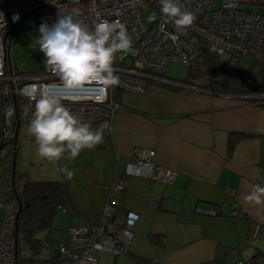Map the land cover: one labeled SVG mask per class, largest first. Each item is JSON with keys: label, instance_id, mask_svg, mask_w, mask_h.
<instances>
[{"label": "crops", "instance_id": "obj_1", "mask_svg": "<svg viewBox=\"0 0 264 264\" xmlns=\"http://www.w3.org/2000/svg\"><path fill=\"white\" fill-rule=\"evenodd\" d=\"M193 81L187 84L199 85ZM147 84L142 95L119 93L122 108L101 144L74 160L67 154L55 162L44 159V169L30 178L67 183L68 213L60 214L67 215L70 227L98 221L110 185L121 174L122 188L112 193L118 206L110 229L133 212L132 239L127 253L102 252L99 264H227L232 257L247 261L264 252V204L244 200L253 185L264 186V101L244 93ZM234 133L243 136L229 156L227 140ZM137 148L154 149L153 161L174 170L175 179L165 183L125 174L128 156ZM63 166L75 172L73 179L58 171ZM232 202L243 217L230 216ZM207 203L219 206L220 214L196 211ZM52 220L49 229H54ZM156 233L160 243L149 242L148 235ZM64 234L60 244L69 239L67 230Z\"/></svg>", "mask_w": 264, "mask_h": 264}, {"label": "built area", "instance_id": "obj_2", "mask_svg": "<svg viewBox=\"0 0 264 264\" xmlns=\"http://www.w3.org/2000/svg\"><path fill=\"white\" fill-rule=\"evenodd\" d=\"M184 10L195 15V20L186 29L177 30L160 11L159 0H0V13L4 26H0V80L3 82L1 93L2 123L0 139L12 142L13 129L4 127L8 116H14V97L24 120H31L35 102L41 94L63 97L62 103L82 121L106 124L105 132L111 129V120L120 108L114 100L116 92L144 94L147 83L153 82L168 86L185 87L195 91L214 92L194 83L180 82L163 74L166 65L176 62L191 66L204 50L220 55L226 53L231 61L241 55L253 58L264 64V0H222L215 5L214 0H178ZM252 6L260 7L254 10ZM153 8L155 19L145 23L142 9ZM79 12V19L90 27L100 19L123 24L132 37L135 54H116L113 67L121 81L119 85L104 87L96 83L78 89H66L59 77L46 66L44 53L43 69L38 73H26L15 65L11 57L12 46L20 40L19 33L27 20L53 24L57 14ZM14 17L18 19L14 20ZM163 25V30L161 29ZM168 34L178 37L176 41L166 38ZM40 49H37L39 54ZM261 92L248 95L251 100L264 101V83ZM234 96V94H229ZM16 101V99H15ZM20 107V109H19ZM10 113V114H9ZM155 150L152 148L135 149L126 162L125 174L144 176L150 180L171 183L176 172L153 161ZM124 175V174H123ZM121 174H116L106 194L98 221L92 225H73L67 228L69 239L60 244L56 251L59 264H99L98 255L108 252L112 255L126 253L132 239L135 223L133 212L125 213L121 224L110 229L112 217L118 206V199L112 195L121 189ZM229 194H232L228 191ZM196 211L206 215L220 214L218 207L208 203L198 205ZM17 200L6 188L5 175L0 161V264H16L18 230L16 229ZM59 213H68L59 207ZM233 219L243 217L236 205L231 203ZM232 257L227 264H244Z\"/></svg>", "mask_w": 264, "mask_h": 264}, {"label": "clouds", "instance_id": "obj_3", "mask_svg": "<svg viewBox=\"0 0 264 264\" xmlns=\"http://www.w3.org/2000/svg\"><path fill=\"white\" fill-rule=\"evenodd\" d=\"M163 16L177 30L186 29L195 15L183 9L178 0H159ZM79 12L63 13L59 10L57 20L39 26V49L44 53L46 66L57 74L62 85L69 90L96 83L104 87L121 83L113 67L116 54H135L132 37L120 23L100 19L89 26L79 19ZM18 17H14V20ZM155 19V17H153ZM0 13V26H4ZM163 30V25H161ZM166 38L176 41L178 37L168 34ZM63 97L46 95L36 99L33 118L28 132L34 136L37 154L48 162L59 161L67 154L74 160L85 149H92L104 140L106 124L93 130L91 123L82 121L63 103ZM10 114V113H9ZM67 180L75 172L67 166L58 169ZM249 204H264V186H252L244 196Z\"/></svg>", "mask_w": 264, "mask_h": 264}, {"label": "trees", "instance_id": "obj_4", "mask_svg": "<svg viewBox=\"0 0 264 264\" xmlns=\"http://www.w3.org/2000/svg\"><path fill=\"white\" fill-rule=\"evenodd\" d=\"M230 61L231 60L229 59V61L223 62L218 58L217 54L204 50L202 54L198 56L195 62L188 67L187 76L183 80H179V79L177 80L174 78L172 79L180 82H188L190 81V79H200L202 81H205L204 84L202 83V88L209 87L210 89H213L214 91L217 90L219 92L225 91V92H233L235 94L244 93L248 95H253L254 93H257L258 89L254 88L255 82L252 79L253 78L252 68L253 66H256V64H259L262 67H264V64L254 60L251 57L248 62L249 65L247 66L248 68L240 67L237 64L238 59L234 62L231 61L233 64H231ZM222 68L223 70L229 68L230 69L229 71H231L232 74L230 76L227 75L225 77L219 78L218 70ZM249 74L250 75L252 74L251 78L248 77ZM169 88L172 89L173 87L169 86ZM118 95L119 93L116 92L115 95L113 96L114 100H116L117 103H119ZM15 99L18 104L19 103L18 97L15 96ZM119 105L121 107L120 103ZM22 120L23 117L19 112V128ZM1 123H2V114L0 113V127H1ZM15 126H16L15 117L13 115L8 116L5 120L4 127H10L14 130ZM242 136H243L242 134H238V133L230 134L229 140H227L229 156L232 154L231 152L234 149L236 140H238ZM3 148L6 149V154L4 156L5 157L9 156L10 158L9 180L7 181L5 177V182L6 184H9V188H11L10 176L12 169V151H13L12 143L3 141L1 150ZM15 166H16V156H15ZM4 175H5V171H4ZM20 180H21L20 187L18 189L15 188V193L18 196L19 199L18 201L20 204V206L18 207L19 214L17 218V223L19 227L25 229V231H20V234L18 236L17 255L19 252L20 241L30 248L37 247L38 243L40 242V238L36 236L35 233L38 231L49 229L50 222L53 216L59 213V207H65L66 202L69 200L68 186L67 183L64 181L31 179L26 172L20 174ZM11 191L12 192H9V194L14 196L12 188ZM208 204L213 207L219 208V206L214 205L212 203H208ZM114 215L111 218L112 221L114 220L113 219ZM120 224H118L117 227ZM28 225L29 227H27ZM148 239H149L148 241L151 243L154 244L160 243L161 234L159 233L149 234ZM118 255H112V256H118ZM257 255L259 256L258 259L256 258ZM257 255H255L251 259H248L247 261H243L245 262L244 264H264V252H260ZM48 261L49 263L59 264V257L57 256V254H55L53 256H50L48 258Z\"/></svg>", "mask_w": 264, "mask_h": 264}, {"label": "rangeland", "instance_id": "obj_5", "mask_svg": "<svg viewBox=\"0 0 264 264\" xmlns=\"http://www.w3.org/2000/svg\"><path fill=\"white\" fill-rule=\"evenodd\" d=\"M222 0H214L215 5H220ZM254 10H259L260 7L252 6ZM142 16L144 18L145 23L149 24L153 17L155 16V10L153 8L142 9ZM39 26L33 20H27L21 27L19 37L20 40L16 42L11 48V57L15 65L21 67L26 73H38L43 69L44 58L39 56L37 53V49L39 48L38 39H39ZM218 58L223 61H229L230 57L224 53L217 55ZM250 57L241 55L238 58V65L243 68H248V62ZM231 64H233L230 61ZM188 67L170 61L164 71L165 77H170L174 79L183 80L187 76ZM253 80L256 83H264V67L259 64L253 66ZM230 69H219L218 77H225L227 75H231ZM248 73V72H247ZM248 77H252V74ZM193 82L202 87V83L205 81L200 79H194ZM206 87V86H205ZM210 89L209 87H206ZM3 89V82L0 80V100L2 99L1 93ZM213 90V89H211ZM225 92V91H224ZM20 109V107H19ZM0 113H2L1 102H0ZM30 121H21L20 128L17 134L16 141V166H15V182L14 188H19L20 186V174L24 171L27 175L32 176L33 174L41 173V170L44 169V165H42V161L44 158H41L37 154V144L35 142L34 136H32L28 132ZM6 149L3 148L0 152V161L2 163L3 169L5 171V177L7 181L9 180V167H10V158L9 156L5 157ZM3 160V162H2ZM45 162V161H43ZM44 164V163H43ZM6 188L9 192L11 188H9V184H6ZM52 220V225L54 229H45L43 231L36 232V236L40 238V242L38 243L36 248H30L23 244V242H19V252L17 255V263L16 264H50L48 258L50 256L55 255L56 251L60 246V242L66 237L65 231L68 228V225L65 221H67V215L65 214H56ZM68 242V241H67ZM103 258H109L107 253H104ZM119 257V256H118ZM121 257V255H120ZM113 258V257H112ZM112 258H109L112 259ZM117 258V257H116ZM115 258V259H116ZM114 259V260H115ZM113 261V259H112ZM110 264V263H109Z\"/></svg>", "mask_w": 264, "mask_h": 264}, {"label": "water", "instance_id": "obj_6", "mask_svg": "<svg viewBox=\"0 0 264 264\" xmlns=\"http://www.w3.org/2000/svg\"><path fill=\"white\" fill-rule=\"evenodd\" d=\"M39 56H41V50H39ZM11 94H12V99H13V105H14V117H15V120H16V126L14 128V135H13V139H12V148H13V151H12V169H11V176H10V185H11V188L13 189V194H14V197L16 198L17 200V212H16V229L17 230H20V231H25V229L19 227L18 223H17V218H18V214H19V209L18 207L20 206L19 204V199H18V196L17 194L15 193V188H14V176H15V153H16V141H17V134H18V128H19V113H18V109H17V105H16V101H15V97H14V92L13 90L11 89ZM1 148H2V140L0 139V151H1Z\"/></svg>", "mask_w": 264, "mask_h": 264}, {"label": "flooded vegetation", "instance_id": "obj_7", "mask_svg": "<svg viewBox=\"0 0 264 264\" xmlns=\"http://www.w3.org/2000/svg\"><path fill=\"white\" fill-rule=\"evenodd\" d=\"M27 227H29V225H28ZM27 227H26V228H27ZM19 232H20V230H19Z\"/></svg>", "mask_w": 264, "mask_h": 264}]
</instances>
